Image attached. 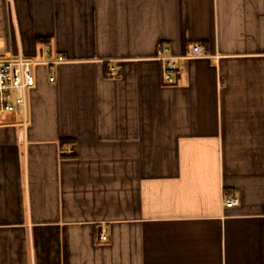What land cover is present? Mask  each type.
Here are the masks:
<instances>
[{"label": "crops", "instance_id": "0c3cea01", "mask_svg": "<svg viewBox=\"0 0 264 264\" xmlns=\"http://www.w3.org/2000/svg\"><path fill=\"white\" fill-rule=\"evenodd\" d=\"M20 54L68 62L0 116V264H264V0H0Z\"/></svg>", "mask_w": 264, "mask_h": 264}, {"label": "built area", "instance_id": "2783aa9c", "mask_svg": "<svg viewBox=\"0 0 264 264\" xmlns=\"http://www.w3.org/2000/svg\"><path fill=\"white\" fill-rule=\"evenodd\" d=\"M189 58H205L207 54L202 44L192 46ZM158 59L164 64V79L168 85H175V75L178 73L177 58L170 54L169 48H161ZM64 57L52 61H29L22 54L6 59L0 58V116L14 114L22 116L25 123L29 115V92L36 86L37 77L33 68L50 66L57 68L67 63ZM52 81L55 78H51ZM240 204L239 200L231 199L226 202V207H234ZM101 239L108 240L107 231L101 235Z\"/></svg>", "mask_w": 264, "mask_h": 264}, {"label": "rangeland", "instance_id": "374dc122", "mask_svg": "<svg viewBox=\"0 0 264 264\" xmlns=\"http://www.w3.org/2000/svg\"><path fill=\"white\" fill-rule=\"evenodd\" d=\"M33 72L36 73V69L35 68H33Z\"/></svg>", "mask_w": 264, "mask_h": 264}, {"label": "trees", "instance_id": "16d2710c", "mask_svg": "<svg viewBox=\"0 0 264 264\" xmlns=\"http://www.w3.org/2000/svg\"><path fill=\"white\" fill-rule=\"evenodd\" d=\"M65 143H69V142H65ZM71 143V142H70Z\"/></svg>", "mask_w": 264, "mask_h": 264}]
</instances>
